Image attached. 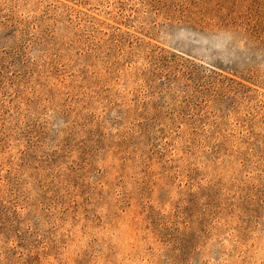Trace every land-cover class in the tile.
Instances as JSON below:
<instances>
[{
    "label": "rangeland",
    "instance_id": "374dc122",
    "mask_svg": "<svg viewBox=\"0 0 264 264\" xmlns=\"http://www.w3.org/2000/svg\"><path fill=\"white\" fill-rule=\"evenodd\" d=\"M0 264H264V0H0Z\"/></svg>",
    "mask_w": 264,
    "mask_h": 264
}]
</instances>
